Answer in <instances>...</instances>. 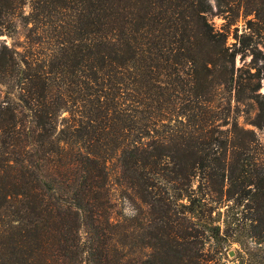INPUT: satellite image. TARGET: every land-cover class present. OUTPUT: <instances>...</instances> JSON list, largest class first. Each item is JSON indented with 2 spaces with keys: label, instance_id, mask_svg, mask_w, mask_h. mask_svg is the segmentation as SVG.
I'll use <instances>...</instances> for the list:
<instances>
[{
  "label": "trees",
  "instance_id": "16d2710c",
  "mask_svg": "<svg viewBox=\"0 0 264 264\" xmlns=\"http://www.w3.org/2000/svg\"><path fill=\"white\" fill-rule=\"evenodd\" d=\"M215 5L217 28L207 0L31 1L29 59L0 45V264H264V94L226 44L239 16L264 41V0Z\"/></svg>",
  "mask_w": 264,
  "mask_h": 264
},
{
  "label": "rangeland",
  "instance_id": "374dc122",
  "mask_svg": "<svg viewBox=\"0 0 264 264\" xmlns=\"http://www.w3.org/2000/svg\"><path fill=\"white\" fill-rule=\"evenodd\" d=\"M32 0H21L22 5L19 9L10 10L9 13L5 14L2 18V33L0 34V45L5 44L7 47L14 48L19 54L24 55V58L29 59L25 53V43L26 38L25 34L28 32V27L30 24L25 23L24 17L28 13L29 6ZM210 5V13L208 14L209 22L213 27H219L223 18L217 14V8L215 5V0H207ZM226 44L232 50H236L234 54V76L239 77L242 81L251 74H258L259 77V86L257 92L264 94V41L261 40L256 35H251L250 31L245 28L244 20L239 16L235 23L230 26L229 34L226 39ZM36 53V58L40 59L43 56L44 49L34 50ZM38 54V55H37ZM43 70H46L43 67ZM10 77H3L5 81L3 86H0V101L5 99L6 96L11 94H16L19 90L12 86V89L7 88V83H10ZM46 81V80H45ZM22 92V90H20ZM230 89L219 87L214 90L215 92V103L219 105L217 111H221L222 108H226V101L229 100ZM242 106L239 108H234L232 98L230 99V111H229V121L233 118H236V121L244 127H248V123L244 121L243 114L240 112ZM226 110L224 109L221 114H224ZM26 112V111H25ZM27 113V112H26ZM28 117H25L24 123L28 125ZM126 190L122 187H117L114 184H111L109 189L110 200L112 205L111 219L117 220L122 216H129L135 213V203L132 200L128 199L125 194ZM224 207H220L222 212ZM213 220L220 224L219 235L225 237L222 229L224 227L222 221V214L217 216L215 211L211 213ZM223 255L227 259L233 256V250L236 248L235 243H229L226 245V242L223 243ZM228 251H232V254L229 255ZM224 258L220 259V262H223ZM227 264H231V261H228Z\"/></svg>",
  "mask_w": 264,
  "mask_h": 264
},
{
  "label": "water",
  "instance_id": "95a60500",
  "mask_svg": "<svg viewBox=\"0 0 264 264\" xmlns=\"http://www.w3.org/2000/svg\"><path fill=\"white\" fill-rule=\"evenodd\" d=\"M228 254L231 255L232 254V251H228Z\"/></svg>",
  "mask_w": 264,
  "mask_h": 264
}]
</instances>
